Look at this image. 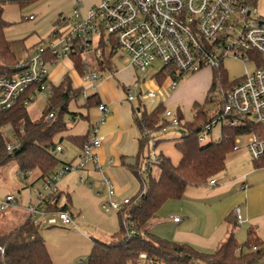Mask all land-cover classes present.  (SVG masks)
Segmentation results:
<instances>
[{
	"label": "built area",
	"instance_id": "obj_1",
	"mask_svg": "<svg viewBox=\"0 0 264 264\" xmlns=\"http://www.w3.org/2000/svg\"><path fill=\"white\" fill-rule=\"evenodd\" d=\"M43 0H0V6L7 8L22 3L25 8L34 7ZM73 1V15L67 19L60 16L57 28L48 36L47 43L37 45L33 54L19 60L16 73L0 75V113L9 112L17 105L28 107L39 95L51 92L50 68L56 61L68 60L75 49L86 68L79 76L81 83L98 89V82L104 80L107 71L94 70L90 59H102L98 49L101 35L105 47L114 53L113 60L128 59L130 65L139 73H147L156 62L167 68L169 76L168 91H174L182 77L196 74L205 69H223L227 60L241 62L252 69L241 78L230 80L231 86L224 90L219 86L212 95L218 101V109L210 124L204 125L199 133L200 143L212 134L213 129L221 127L243 128L250 133L235 139V151L245 149L253 161H264V15L259 13L260 0H98L97 3L83 8L84 0ZM39 14L24 15L26 22H34ZM43 41V40H42ZM47 58H53L48 61ZM162 70V69H161ZM160 70V71H161ZM159 71V72H160ZM83 89L82 97L87 99ZM129 90L126 101L134 104L143 100H156L152 91H140L136 96ZM48 95V94H47ZM162 102L157 103L155 108ZM100 118L92 124L88 141L84 144L77 165L69 164L48 177L40 188L32 187L35 202L30 201L26 211L31 219L46 217L50 226L62 225L77 228L74 216L66 211L51 212L53 198L59 193V184L69 173L86 170L93 166L102 174L106 198L102 203L105 213H120L131 203V198L118 199L115 185L103 173L99 165L97 149L101 146V127L106 123L108 109L100 104ZM55 117L52 111L47 120ZM165 118L169 121L167 130H178L179 119L167 110ZM208 136V137H207ZM17 145L9 144L11 153ZM62 151L61 147L57 148ZM158 162L153 152L149 167ZM24 179V175L22 174ZM79 182L92 188L93 181L80 176ZM216 186L215 179L208 182ZM13 195L0 201V210L7 211L16 207ZM236 219L242 223L241 211L236 210ZM179 222V218H174ZM130 234H135L130 226ZM3 253V250L0 249ZM256 250V248H254ZM147 256L141 254L133 264H146ZM257 264H264V261Z\"/></svg>",
	"mask_w": 264,
	"mask_h": 264
},
{
	"label": "trees",
	"instance_id": "obj_2",
	"mask_svg": "<svg viewBox=\"0 0 264 264\" xmlns=\"http://www.w3.org/2000/svg\"><path fill=\"white\" fill-rule=\"evenodd\" d=\"M22 8L25 4L22 3ZM5 10L0 6V75L16 73V65L20 55L26 51L23 41L8 40L6 30L10 26L4 18ZM25 21V19H22ZM26 22V21H25ZM105 35H101L99 50L102 59L95 61V67L99 71H114L112 51L105 47L103 41ZM52 61L53 58H47ZM69 60L79 76L85 74L86 68L80 57L79 49L71 54ZM59 61H56L57 64ZM169 70L165 67L154 75V79L163 85L169 76ZM213 81L208 91L204 104L193 105V117L187 120L180 111L175 114L179 119L180 137L175 140L176 150L182 159L175 166L170 158L158 153V162L147 170L149 179L145 189L131 198V203L119 213L121 228L110 242L94 240L93 249L87 259L81 264H133L141 254L147 256L146 264H257L264 258V245L256 237L253 231H249L248 239L244 245H239L233 232L228 239L220 245L213 254L201 253L188 245H181L159 238L151 233L157 214L169 200H180L188 187L204 186L214 177L225 172L226 158L234 152L235 139L241 135L250 133L251 128L223 127L220 140L210 141L202 146L198 136L204 125L210 124L213 115L205 110L209 96L221 86L227 90L231 84L226 70L214 69ZM126 93L129 89L123 87ZM82 88L73 87V79L66 74L58 86L51 87L49 106L39 121H32L27 113V107L17 105L9 112L0 113V168L10 161L18 164L19 172L24 175V180L29 174L38 172L39 180H46L55 174L58 168L65 165L60 162L55 152L61 147L55 138L66 132L72 123L85 120L83 115L71 113L69 104L71 101L80 100ZM101 100L98 94L86 99L82 106L86 110L98 108ZM134 109L135 124L139 131L138 152L135 166H130L132 174L140 178L143 169L151 159L152 153L159 146L160 141L155 140V135L168 128L169 121L165 118L167 107L165 103L159 104L153 111L145 108ZM54 111L55 117L46 120ZM10 127L13 140L17 148L11 153L7 146L10 140L5 135V128ZM177 130V131H178ZM89 134L84 138H69L79 149H83L88 141ZM255 167L264 165L254 161ZM157 167L158 178H154L150 172L152 167ZM59 194L53 198L50 207L51 212H69V205H59ZM237 221V219H236ZM133 225L135 234L131 235L130 226ZM256 248V250H254ZM0 260L3 264H54L40 225L29 218L20 226L9 233L0 232Z\"/></svg>",
	"mask_w": 264,
	"mask_h": 264
},
{
	"label": "crops",
	"instance_id": "obj_3",
	"mask_svg": "<svg viewBox=\"0 0 264 264\" xmlns=\"http://www.w3.org/2000/svg\"><path fill=\"white\" fill-rule=\"evenodd\" d=\"M67 1L68 6L73 7V1ZM37 45H34L33 48L32 46H25L28 51L26 50L25 54L22 53L20 59L30 57ZM113 63L115 65L114 60ZM51 68L49 81L53 86H55L54 82L60 84L66 74H69L72 78L71 71H62V68L55 71V73H51ZM129 68L133 72V84H123V87L133 91L134 87L137 88L140 80L137 76L138 72L132 66ZM73 74L79 80L77 85L73 81V87L75 89L84 87L85 83H81L75 70ZM154 83L158 89H162V85L157 81H154ZM114 88L115 90L120 89L118 85ZM97 91H99L97 94L100 97L101 104H104L108 109L106 123L100 130L102 144L96 151L99 165L103 173L115 185L117 198H132L142 189H145L148 181L144 180L143 177L145 173L149 175L148 171L143 169L142 177L137 178L129 169L130 166L136 164L138 140L140 138L134 120L136 104L126 101L127 94L123 99L119 100L117 98L116 100L111 95L102 98L100 86H98ZM155 101H152L148 109L144 106L145 110L148 112L153 111ZM90 110L92 111V117L90 116ZM90 110H87L86 113H81L79 110L70 111L74 114L83 115L86 119L70 124L66 132L57 136L56 143L63 141L65 138L86 137L92 124L101 116L98 108H91ZM168 131L155 135V140L160 141V144L154 153L156 155L158 153L164 154L177 166L182 157L176 150V143L171 144L170 140L163 137V134ZM179 137L180 135L175 140ZM220 138L217 140H220ZM209 139L213 141L211 136H209ZM175 140L173 139V141ZM61 152H63V148ZM81 152L82 150L78 148V152L72 160L73 162L64 164L78 162ZM261 162L264 163V161ZM60 169L61 167L57 171ZM156 169L157 167L153 166L150 172L154 178L159 176ZM67 176L63 178L58 186L59 205L61 207L66 204L69 205V213L74 216L77 228L62 225L50 226L46 217H40L44 222L41 232L54 264H72L82 257H88L93 249L94 240L110 242L121 228L119 213H105L102 210L106 190L100 171H97L93 166H89L86 170L73 174V178ZM80 176L93 181V187L90 188L86 184H81L79 182ZM39 177L40 174L38 173L34 180L28 184L30 189L41 187L44 180L38 181ZM213 179L216 181L215 187H210L208 183L204 186H191L188 187L180 200L166 202L157 214V218L151 227V233L170 242L188 245L205 254L215 253L220 245L228 239L231 232L234 233L239 245L246 243L249 231H253L264 245V165L256 168L249 153L245 149H241L227 156L225 172ZM38 183L40 187L36 186ZM31 201L35 202V200ZM238 208L241 211L242 223L236 221V210ZM25 212L24 215H13L3 224L20 226L30 218L26 209ZM174 218H179L180 221L175 222ZM262 261H264V258L260 262Z\"/></svg>",
	"mask_w": 264,
	"mask_h": 264
},
{
	"label": "rangeland",
	"instance_id": "obj_4",
	"mask_svg": "<svg viewBox=\"0 0 264 264\" xmlns=\"http://www.w3.org/2000/svg\"><path fill=\"white\" fill-rule=\"evenodd\" d=\"M97 2L98 0H84L83 8H86L87 6ZM258 9L259 13L264 15V0L259 1ZM31 12L39 14L38 19L34 22L23 21L22 19L24 15H28ZM72 15L73 7L68 6L67 0H43L39 4L34 5V7H29L22 10L18 8V6L9 7L6 9L4 14L5 20L10 25L7 28L6 37L8 40H21L23 41L24 46H32L33 48L34 45H37L39 43L43 44V42L47 43L49 41L48 36L54 29L57 28L58 19L60 16H64L69 19L72 17ZM26 50L28 51V48H26ZM114 62L116 66L114 71H108L104 77V80L98 82V84L100 86L102 98L104 96L107 98L109 95H111L112 98H115L116 100L118 98L120 100L123 99L127 94L123 89V84L128 85L133 82V72L129 68L131 67V65L128 59H119L118 57H116L114 59ZM90 64L92 65L94 70H98L95 67V61L92 59V57L90 59ZM62 68V71L72 72V79L74 81V84L77 85L79 80L73 74V71L75 69L72 66L70 60L66 59L59 61L57 64L52 66L51 73H55V71ZM224 68L227 71L230 80L232 81L241 78L246 72L252 69L250 65L245 66L241 62H236L233 60H227L224 64ZM161 69L162 64L156 62L147 73L138 72L137 76L140 82L137 85V88L134 87L131 95L136 96L140 91H152L158 97L155 101V106L157 105V103L165 100L167 110L171 111L174 114L180 111L186 119H191L193 117V103L198 102L204 104L206 101V97L209 91L208 88L211 86V82L213 81L212 70L205 69V71H201L196 74H186L182 77L176 90L168 91V81L164 82L161 90L158 89L154 83V81H156V79H154V75L159 73ZM54 85L58 86L59 83L54 82ZM117 85L120 87V89L115 90L114 86ZM89 87L90 85L85 83L84 88L87 89V97L99 93V91H97L96 89H91ZM216 90L218 91V89ZM47 94L39 95L27 107V113L32 121H39L41 120V118H43L44 112L49 106V92ZM85 103L86 99L83 97H81L80 100L77 101L73 100L69 104V111L75 112V110H79L81 113H86L87 110L82 107ZM151 104V99L143 100L142 108H144L145 106L148 109ZM136 108L140 107L138 105H135V109ZM217 109L218 101L213 95H210L209 101L205 105V110L210 115H213L217 111ZM89 112L90 116L92 117V111L90 110ZM4 132L6 137L10 140V144H16L15 140H13L11 128L6 127ZM179 135V130H169L167 133L163 134V137L170 140L171 144H174L175 141H173V139L175 140V138H177ZM221 135V127L219 126L213 129V132L210 136L213 141H216L221 137ZM210 141L211 139H209L208 137V139H206V142L202 143V146H206ZM61 146L63 148V152H55L57 159L62 162V165L64 163H70L75 158L78 152L77 146L66 138L62 141ZM72 164L74 166L77 165V161ZM156 170L158 171V169ZM75 173L77 172L74 171L72 173H69L67 177L73 178V174L75 175ZM37 175L38 172H33L31 175H29L27 180H24L22 178V174L19 172L18 164L14 161H10L7 165L0 168V201L5 200L7 195L11 194L15 197L17 202V207H12L7 211L0 210V232L9 233L16 228L14 224H3L8 221V218L12 217L15 214H26V206L31 200H35L34 194L28 187V184H30V182H32ZM143 178L144 180L148 181L149 175L145 173ZM36 186L40 187L39 183ZM38 218L39 219H36V221L38 223H41L40 229L42 230L44 222L42 221V218ZM86 259L87 257H82L72 264H81V261L84 262Z\"/></svg>",
	"mask_w": 264,
	"mask_h": 264
},
{
	"label": "water",
	"instance_id": "obj_5",
	"mask_svg": "<svg viewBox=\"0 0 264 264\" xmlns=\"http://www.w3.org/2000/svg\"><path fill=\"white\" fill-rule=\"evenodd\" d=\"M138 111H140V109H138ZM0 264H3V262L0 260Z\"/></svg>",
	"mask_w": 264,
	"mask_h": 264
}]
</instances>
